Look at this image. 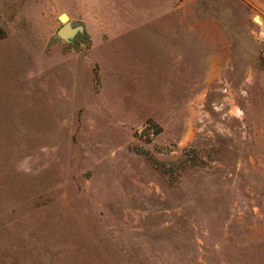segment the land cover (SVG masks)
I'll list each match as a JSON object with an SVG mask.
<instances>
[{"label": "rangeland", "instance_id": "obj_1", "mask_svg": "<svg viewBox=\"0 0 264 264\" xmlns=\"http://www.w3.org/2000/svg\"><path fill=\"white\" fill-rule=\"evenodd\" d=\"M0 264H264V0H0Z\"/></svg>", "mask_w": 264, "mask_h": 264}, {"label": "water", "instance_id": "obj_2", "mask_svg": "<svg viewBox=\"0 0 264 264\" xmlns=\"http://www.w3.org/2000/svg\"><path fill=\"white\" fill-rule=\"evenodd\" d=\"M56 18L60 23V26L56 31V35L64 41H68L71 37H73L76 33L81 32L83 29L81 25L72 26L68 15L65 12L58 13Z\"/></svg>", "mask_w": 264, "mask_h": 264}]
</instances>
